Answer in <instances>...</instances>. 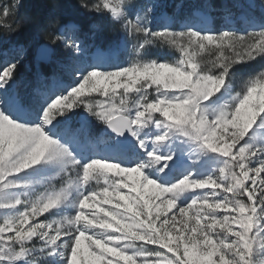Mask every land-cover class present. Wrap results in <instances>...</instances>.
<instances>
[{"label":"snow or ice","instance_id":"6c2138e0","mask_svg":"<svg viewBox=\"0 0 264 264\" xmlns=\"http://www.w3.org/2000/svg\"><path fill=\"white\" fill-rule=\"evenodd\" d=\"M22 7L0 3V43ZM80 7L131 59L68 39L79 26L56 14L35 59L62 44L70 83L37 72L21 88L23 46L3 66L0 264H264V68L245 73L264 61V16L214 31L158 16V0Z\"/></svg>","mask_w":264,"mask_h":264},{"label":"rangeland","instance_id":"374dc122","mask_svg":"<svg viewBox=\"0 0 264 264\" xmlns=\"http://www.w3.org/2000/svg\"><path fill=\"white\" fill-rule=\"evenodd\" d=\"M236 5L233 6L232 9H230L228 12L225 13H220L216 14L212 12V15H216L219 23V28L216 29L214 28V22H213V17L211 16L210 12H201V10H195L193 8V16L197 19L196 21H191L190 19L187 18V15H189L191 5H186L185 7H182L179 5L177 8H173L174 0H171L170 3H166L165 0H158L159 3V8L157 9V15L159 16L161 13L166 14L168 18L174 20L177 25L181 23H191L193 25H196L200 28H211L214 31H219L221 29L227 30L230 27H235L238 29H243L245 25V17L248 15H252L254 11H256L259 14V18L261 16H264V10H262L259 7V4L261 0H238ZM4 2H10V0H0V3ZM82 0H56V5H59L57 11L60 13L61 17L64 19L69 20L68 23H74L76 25L77 22V16L75 10L77 8H81ZM89 3L94 2V0H88ZM143 2H151V0H143ZM251 4L252 7H248V5ZM200 9H206L207 11L209 10L208 4L203 2V4H198ZM194 7V6H192ZM174 14H172V11ZM89 13V12H88ZM92 15H96L94 13H90ZM172 14V15H171ZM257 18V19H259ZM67 23V24H68ZM94 35L89 38H85L79 33V28L78 31H76L75 35H73L71 32L66 33L68 39H78L82 41L83 46L88 49L90 52H95L97 49L104 50L110 54V58L116 59L118 58L120 61H125L131 59L129 53L131 50V43L129 42L127 45H125L123 35L119 31H110V34L116 36V42L114 44L107 43L106 41L108 40L107 36L105 37V41L103 43L104 49H101L99 47L100 43L98 40V33L100 32V28L98 26L94 27ZM103 40V38L101 39ZM8 39H4L2 43H0V51L3 52V55H0V71L3 70V66L10 62L11 60L14 59V54L15 50L18 47H15L14 45L10 44L8 42ZM40 43L33 44L31 49L33 54H35V49ZM7 47V48H6ZM55 48V55H54V61L59 68L58 70V76L62 78L66 83H70L71 79L68 75L64 73V71L60 67V63L64 62L66 63L72 56V53L69 49H65L62 44H58L56 46H53ZM28 54V51H27ZM27 54L24 57V60L22 61V65L26 63L27 61ZM151 55L153 58L159 57L161 59H172L178 56L179 54L174 52L173 50L167 48V47H155L153 46ZM35 62L36 59H35ZM264 68V61H256L253 62L251 65L247 66L245 69V73H251L255 74L259 72ZM19 86L21 88H28L30 90L29 86H32L30 82H28L27 78L25 76H21L19 80ZM242 86V82L240 78L238 77L236 81V87L239 89ZM47 215V214H45ZM40 219H43V217H40ZM85 242V245L86 246ZM83 247V246H82Z\"/></svg>","mask_w":264,"mask_h":264},{"label":"trees","instance_id":"16d2710c","mask_svg":"<svg viewBox=\"0 0 264 264\" xmlns=\"http://www.w3.org/2000/svg\"><path fill=\"white\" fill-rule=\"evenodd\" d=\"M166 3H170L171 0H165ZM203 2L208 4L209 10L206 9H200L198 4H203ZM239 2L238 0H174L173 8H177L179 5L182 7H185L186 5H191L189 15H187V18L191 21H196L197 19L193 16V8L195 10H201L202 12H212L216 14L225 13L228 12L230 9L233 8L234 5ZM194 6V7H192ZM76 16H77V24L79 25V33L84 36L85 38H90L94 35V27L98 26L100 28V32L98 35L99 40V47L101 49H104V39L107 36L108 40L107 43L114 44L116 42V36L110 34V31L113 30V32L117 29L115 26L108 22L106 19H102L101 17L97 15H92L88 13L83 8H77L75 10ZM172 14H174L173 10L170 11ZM60 15V13L56 9V0H23V7L20 9V17L24 20V28L23 30L14 36H11L8 38L9 42L11 44L17 45V46H23L28 50L27 54V61L25 64L22 65L20 71L21 76H25L27 78L28 82H30L31 85H34V76L37 72H42L46 76H51L53 74H58L59 71L55 61L54 57L50 64L44 65V64H38L35 62V54L32 52V45L36 43L44 44L47 43V41L44 39L43 35H39V30L42 26L46 25L48 20L51 19L54 15ZM171 14V15H172ZM256 18H259V14L254 11L252 13ZM213 22H214V28H219V23L216 15H212ZM61 17V15H60ZM61 20L63 23L67 24L69 20L64 19L61 17ZM96 34V33H95ZM103 38V40H101Z\"/></svg>","mask_w":264,"mask_h":264},{"label":"water","instance_id":"95a60500","mask_svg":"<svg viewBox=\"0 0 264 264\" xmlns=\"http://www.w3.org/2000/svg\"><path fill=\"white\" fill-rule=\"evenodd\" d=\"M53 47V46H52ZM50 62L40 63V64H49Z\"/></svg>","mask_w":264,"mask_h":264}]
</instances>
